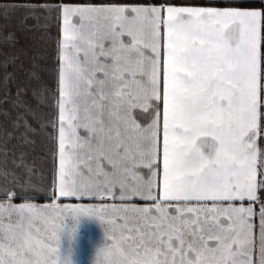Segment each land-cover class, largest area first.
Returning <instances> with one entry per match:
<instances>
[{"label":"snow or ice","instance_id":"obj_1","mask_svg":"<svg viewBox=\"0 0 264 264\" xmlns=\"http://www.w3.org/2000/svg\"><path fill=\"white\" fill-rule=\"evenodd\" d=\"M39 7L62 20L58 114L40 124L58 133L53 196L81 202L0 203V264H75L81 217L104 231L92 264H264V0ZM16 59L0 61L5 89ZM43 70L34 58L29 79ZM8 176L0 171L5 198ZM117 196L153 204H107ZM219 215L227 230L209 223Z\"/></svg>","mask_w":264,"mask_h":264},{"label":"crops","instance_id":"obj_2","mask_svg":"<svg viewBox=\"0 0 264 264\" xmlns=\"http://www.w3.org/2000/svg\"><path fill=\"white\" fill-rule=\"evenodd\" d=\"M73 4H161L164 0H0V7L15 8L10 11L7 18L0 15V61H3L4 54H14L18 57L14 65L9 64L7 71L12 73V79L5 89L0 85V149L7 147V156L0 151V171L9 173L7 187L11 189L5 198L0 193V203L19 206L29 203L37 207H51L53 202L57 203H80L75 198L54 197L53 189L55 182V172L58 166L57 143L55 136L57 130L46 127L41 130L40 124L49 119H53L58 114L52 92L56 93L58 99L59 80V40L62 37V20L58 12L50 13L39 5L57 6L61 3ZM197 3L207 4L209 0H173V3ZM243 7H258V4H245ZM35 9V15L32 11ZM55 17V18H53ZM87 23V22H85ZM119 31V29H117ZM9 33L14 35V45L6 46L3 38ZM262 53H264V22H262ZM121 42L129 43L130 37L127 35L120 37ZM109 41H105L107 47ZM83 58V53H80ZM43 57V58H41ZM39 64L44 70L39 72L40 79H29L28 73L32 70V62ZM103 60V57H101ZM3 68L0 67V79H2ZM23 91L17 97V88ZM51 91H44V89ZM35 91V95L33 92ZM43 94V102H41ZM137 122L146 127L150 120L148 113L141 109L135 110ZM30 126V127H29ZM30 129H36L35 132ZM48 133L53 134L49 139ZM82 133V130H81ZM83 134V133H82ZM28 141H35L30 143ZM21 154L23 157L21 158ZM103 167L110 171V166L105 162ZM31 169V172H29ZM137 171L147 178L148 169L139 168ZM19 181L17 186L16 179ZM3 177H0L2 184ZM30 183V186H28ZM47 186L48 190L45 191ZM117 194L119 189L115 190ZM24 196L34 197L24 199ZM110 206L124 207L135 205L137 207L151 206L152 201L139 198L121 201L106 198ZM229 202H223L222 207H227ZM233 206L239 207L240 201L231 202ZM212 202H208L211 206ZM243 205L248 206L244 201ZM256 234L259 230V205L255 208ZM191 216V214H188ZM8 217L5 214L4 223L7 224ZM209 223L215 230L217 227L228 229L230 221L225 215H219L214 221ZM76 243L74 249L75 264H92L95 259L96 250L104 244V231L100 224L91 218L81 217L75 222ZM35 230V229H34ZM207 234V233H206ZM210 244L215 241H209Z\"/></svg>","mask_w":264,"mask_h":264}]
</instances>
